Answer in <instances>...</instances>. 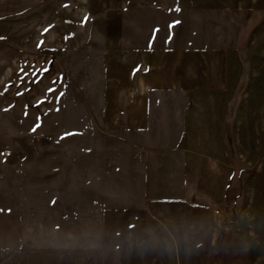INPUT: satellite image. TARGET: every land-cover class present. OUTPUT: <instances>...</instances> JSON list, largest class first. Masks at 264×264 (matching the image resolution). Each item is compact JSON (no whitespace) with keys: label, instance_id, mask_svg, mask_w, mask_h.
<instances>
[{"label":"rangeland","instance_id":"374dc122","mask_svg":"<svg viewBox=\"0 0 264 264\" xmlns=\"http://www.w3.org/2000/svg\"><path fill=\"white\" fill-rule=\"evenodd\" d=\"M39 1L0 0V17L13 18L9 26L0 19V264H144L154 237L178 242V234L147 233L163 225L199 228L166 251L178 264L194 258L190 243L210 244L206 226L226 264H264V0H84L92 21L129 19L147 2L185 6L187 45L203 77L196 96L226 103L200 108L212 156L230 165L197 170L211 185L189 187L187 197L207 202L182 201L163 217L150 212L145 150L88 116L82 70L93 59L51 47L77 26L34 25ZM162 136L149 146L165 144ZM199 252L204 261L207 249Z\"/></svg>","mask_w":264,"mask_h":264},{"label":"crops","instance_id":"0c3cea01","mask_svg":"<svg viewBox=\"0 0 264 264\" xmlns=\"http://www.w3.org/2000/svg\"><path fill=\"white\" fill-rule=\"evenodd\" d=\"M47 2L40 0L34 5V25H72L79 31L69 32L62 41L52 38V49L83 53L84 58L93 59L90 67L84 65L82 70L86 85L81 93L88 116L101 123L113 137L145 150V191L150 212L163 217L167 207L182 201L206 203L207 200L200 197H187L189 187L200 192L201 187L211 185V177L202 181L197 170L207 169L209 175L211 165L230 164L224 160L217 162L212 156L210 120L202 117L200 107L209 114V107H224L226 103L196 96L195 91L204 88L203 77L201 68L196 66L194 46L187 45L185 6L179 2H147L133 5L134 12L129 19L112 14L92 21L84 0L73 3L50 0L53 12L52 22L48 23ZM142 10H147L146 18L142 17ZM167 14L169 19L162 18ZM0 19L7 26L13 21L11 15ZM154 136H162L165 144L149 146ZM190 142L193 154L187 159L182 151ZM206 197L209 202L211 197ZM206 227L211 234L210 244L204 247L197 241L190 243L194 250L190 264H226L214 251L219 246L212 241V228ZM148 230L154 231L147 233L178 234L179 237L178 242L154 237L158 239V243L154 242L156 253L144 264H178L173 252L176 247H183V233L192 230L197 233L199 228L163 225ZM205 249L207 255L203 261L199 251ZM167 250L173 252L167 254Z\"/></svg>","mask_w":264,"mask_h":264},{"label":"bare ground","instance_id":"6f19581e","mask_svg":"<svg viewBox=\"0 0 264 264\" xmlns=\"http://www.w3.org/2000/svg\"><path fill=\"white\" fill-rule=\"evenodd\" d=\"M259 131V130H258ZM263 134V133H262ZM258 136V135H257Z\"/></svg>","mask_w":264,"mask_h":264}]
</instances>
